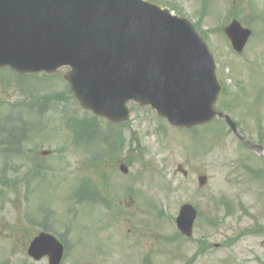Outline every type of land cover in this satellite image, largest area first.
I'll return each mask as SVG.
<instances>
[{"label":"rangeland","instance_id":"rangeland-1","mask_svg":"<svg viewBox=\"0 0 264 264\" xmlns=\"http://www.w3.org/2000/svg\"><path fill=\"white\" fill-rule=\"evenodd\" d=\"M159 1L160 5H174L175 14L191 17L194 23L201 21L215 56L217 77L227 88L215 106L238 123L245 139L260 143L264 150V137H260L264 135V0H236L234 5L233 0ZM233 6L237 17L246 20L243 22L255 32L239 54L231 49L223 32L209 31L231 20L229 11ZM251 14L261 15L260 20L250 19ZM63 72L65 69L52 77L40 73L19 77L0 71V104H27L31 99L27 93L31 91L43 95L64 90ZM7 81L28 89L20 91ZM67 99L44 113L45 125L40 131L34 130L33 118L27 115H21L17 122L5 120L7 111L23 114L26 108L6 111V106L0 105V128L10 131L22 125L27 131L18 152L10 153L12 147L6 149L0 144V264H47L45 259L35 263L25 253L29 240L42 229L65 239L68 249L62 264H138L140 253L151 252L159 255L156 260L162 264L167 259L160 256L161 249L166 246V238L175 234L174 219L183 203L193 205L198 215L192 237L172 243L171 250L179 247L172 253L189 256L197 249L198 240L205 239L222 246H211L201 253L198 264H257L254 256L264 260V179L241 168L246 164L264 169V160L242 146L223 122L215 120L193 132L179 130L160 120L150 108L130 102V119L120 128V149L114 158L108 155L107 162H103L100 147L86 150L74 142L75 123L92 118L74 100ZM34 102L38 106V98ZM98 123L103 131L105 121ZM15 136L11 132L5 138L13 140ZM40 150L51 153L37 160L35 152ZM3 151L9 155L6 162ZM119 158L127 160L126 175L118 170ZM95 159L102 160L100 166L106 165L99 169ZM178 164L187 176L176 171ZM101 170L110 177L108 185L103 186L98 178ZM200 175L207 178L203 186L197 183ZM89 177L98 187H105L103 195L113 199L120 214L111 217L96 204L92 208L84 202L75 205L70 194ZM125 186L136 191L131 199L124 192ZM149 201L162 211L160 219L146 209ZM44 222L49 224L46 228ZM257 226L262 227L256 234L246 233ZM98 231L101 233L96 235ZM113 232L121 240L128 233L124 243L137 242L140 247L125 246L124 252L96 255V237L98 244L105 246V237Z\"/></svg>","mask_w":264,"mask_h":264},{"label":"water","instance_id":"water-1","mask_svg":"<svg viewBox=\"0 0 264 264\" xmlns=\"http://www.w3.org/2000/svg\"><path fill=\"white\" fill-rule=\"evenodd\" d=\"M224 32L240 52L249 31L232 21ZM6 66L47 75L68 66L64 78L78 104L114 123L128 119L126 102L134 100L175 127L224 119L242 140L214 108L220 86L204 40L189 21L145 0H0V67ZM120 170L127 172L124 164ZM194 218L183 205L176 223L187 236ZM27 252L57 264L62 247L40 233Z\"/></svg>","mask_w":264,"mask_h":264},{"label":"flooded vegetation","instance_id":"flooded-vegetation-1","mask_svg":"<svg viewBox=\"0 0 264 264\" xmlns=\"http://www.w3.org/2000/svg\"><path fill=\"white\" fill-rule=\"evenodd\" d=\"M126 225V224H125ZM101 229V228H100ZM101 231V230H99ZM97 232V234H100L101 232ZM103 232V231H102ZM127 232L130 233V229H127ZM129 235L122 236V240L119 238V234H115L114 232L109 234L105 237V240L107 241V244L104 246L94 243V250L97 253L96 255L103 254V250L107 253L113 254V252H120L125 251L124 247L127 246V248H137L140 247L139 243L133 242L130 245H127V243L123 240L127 241V237ZM97 238V237H96ZM98 239V238H97ZM121 240V241H120ZM124 243V244H123ZM218 248V247H217ZM117 256L119 254H116ZM165 257L167 260H162V264H198L199 261L197 259L202 258V255H192V256H177L175 255H160ZM159 257V255H156L154 253H140L136 258L138 259V264H158L159 261L156 259ZM128 259V258H126ZM257 264H263V263H257Z\"/></svg>","mask_w":264,"mask_h":264},{"label":"trees","instance_id":"trees-1","mask_svg":"<svg viewBox=\"0 0 264 264\" xmlns=\"http://www.w3.org/2000/svg\"><path fill=\"white\" fill-rule=\"evenodd\" d=\"M31 98H37V97H31ZM40 101L48 102V101H57L58 98H54L52 96H49V98H39ZM33 104H35L33 102ZM44 110L40 109L38 111H35V115L40 117L42 116V112ZM29 113V111H28ZM94 120V119H93ZM81 140L83 146H91L92 144H96V146H101L104 148L106 158H109L108 155H114V150L117 148L118 144H120V137H117L119 135L114 134L112 131L102 132L100 131L99 127L92 123H82L81 126ZM108 156V157H107ZM112 158H114L112 156ZM104 161V160H103ZM102 160L100 161L94 160L95 166H99L98 168L101 169L104 167L103 165L100 166ZM103 163V162H102ZM97 168V169H98ZM88 191H91L90 189Z\"/></svg>","mask_w":264,"mask_h":264}]
</instances>
